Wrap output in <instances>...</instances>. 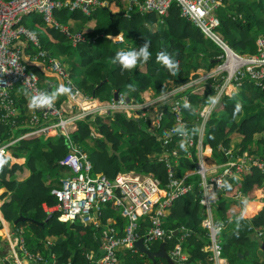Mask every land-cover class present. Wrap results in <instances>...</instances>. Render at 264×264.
Wrapping results in <instances>:
<instances>
[{
	"label": "trees",
	"instance_id": "1",
	"mask_svg": "<svg viewBox=\"0 0 264 264\" xmlns=\"http://www.w3.org/2000/svg\"><path fill=\"white\" fill-rule=\"evenodd\" d=\"M102 1L105 5H98L89 15L84 14L80 9L56 10L55 15L59 19L61 14L65 13L77 22L76 25L75 23L68 25L72 31H82L85 35V40L76 45H73L69 37L57 28L46 27V31L56 39L54 42L47 40V37L44 38L45 34L40 29H36L41 48L47 52V55L40 57L39 61L46 62L48 56H52L55 51L64 66L63 60L68 62L69 70H67L74 83L72 86L79 87L83 93L100 100H110L114 98V91H118L139 103L143 98L141 93L151 88L155 96L159 98L154 104L164 103L163 112L166 114L165 118H168L166 123L163 119L164 125L162 123L161 127H172L174 122L171 121L172 112L168 109L170 104L168 100L164 102L161 94L172 87H178L196 79L199 73L194 71L198 66L205 65L204 67L209 68L215 66L220 61L218 58L222 49L213 40L205 37L195 24L182 17L176 3H172L166 15L160 16L154 11L141 13L134 9L127 13L123 9L125 0ZM221 1L222 4L216 8V14L220 20L218 29L223 37L238 53H255L256 38L264 37V0ZM110 4L115 6L116 10L111 9ZM34 20L42 22L40 14L36 13ZM90 20L94 22L93 26L89 29L85 28L83 24ZM120 32L124 35V41H113L110 38V35L115 36ZM145 41L149 43L148 51L151 53L146 63H138L137 67L131 71L124 72L118 64L113 63V57L118 51L139 50ZM26 49L31 53L39 50L31 43L27 44ZM75 51L79 57L73 60L71 57ZM160 51H167L178 62L179 67L175 74L156 61L157 53ZM31 66L41 75L39 65L32 63ZM214 81L219 79H212V77L206 79L202 94L190 92L194 84L188 85L181 92L177 91L175 98L178 96L182 98V110L186 115L194 113V105L198 101L207 102L215 91L211 85ZM242 87L251 88L253 91L251 100H256L260 104L264 103L259 101H264V92L252 85L250 80L243 79ZM45 91L48 93V89L45 88ZM22 94L17 95L15 89L12 90L15 104L20 109L19 115L13 118V121H4L0 116V142L8 141L31 129L30 114H28L29 101L26 103L29 97L26 98V95ZM246 100L243 93L223 94L221 97L223 114L220 117L210 116L206 122L203 144L211 146L217 163L229 158L230 153L241 154L252 141H256L258 145L264 143V115L262 116L258 111V103H254L255 101L247 103ZM237 104L241 105L238 112ZM152 113V111H146L147 120L141 116L138 121L133 117L134 115L127 116L121 111H111L109 114L89 113L82 120L77 121V126L69 133V137L81 145L91 135V126L101 134L102 137H96L101 149L91 150L88 153L92 161L93 175L104 174L112 179L119 172L126 170H135L141 174L150 172L160 180L163 186L168 181L164 157L171 152L174 139L166 145L163 140L167 137L151 130ZM241 113L240 119H237L236 115ZM64 115L67 114L64 113ZM187 123L189 133L196 139L197 121ZM231 132H237L242 136L239 148L234 152L228 150ZM171 137H177V135ZM108 142L112 144L113 150L118 151L117 154L109 148ZM10 148L16 154H20V149H26L27 157L24 163H11L10 159L5 157L7 162L0 169V187L5 188L0 194L3 198L0 205L3 218L13 222L20 215L25 216L14 224L15 228L27 226L24 236L28 247L36 248L44 254L51 251L54 255L52 264H89L88 254L91 251L99 253L101 233L108 223V217L114 218L108 225L111 224L117 228L125 224L124 217L115 210L111 202L101 208L99 223L63 221L58 219V211L48 213L43 209V202L54 204L57 201L51 192L54 184L52 185L48 178L51 176V171L59 166V160L69 151L66 136L59 135L55 140L49 137L43 139V136L22 137ZM192 152L194 148L190 149V153ZM251 152L257 154L260 150L256 148ZM183 161L186 167L194 168L195 163L189 158L185 157ZM24 168L28 170L25 176L22 172ZM185 179L187 182L194 181L196 189L173 200L164 224L174 229L181 224L193 227L192 232L187 236L189 258L204 264L207 253L202 250V246L207 236L206 230L198 226L199 220L196 217L199 195L196 186L198 176L194 174ZM233 179L236 180L234 184H232ZM225 182L226 187L220 191L217 207L218 214L227 219L221 233L223 255L227 257L229 264H241L242 258L239 257V253L246 254L244 247L249 242L251 234L263 230L264 235V176L259 168L251 166L239 177L226 178ZM238 191L242 192L243 200L236 197L235 194ZM244 200L254 201H251V206L247 208L243 206ZM242 212L243 218H240ZM145 217L146 220L141 223L140 232L149 225H144L150 221L149 216ZM231 223H236L237 228L228 231L227 227ZM178 235L179 232L172 237V240L166 244V249L176 243ZM49 236L56 237L50 247L46 244ZM58 237L63 240L58 242ZM156 247L157 243H151V249ZM119 256L122 258L121 264H170L163 257H157L152 262L147 256L130 249L120 250ZM252 264L264 263L253 260Z\"/></svg>",
	"mask_w": 264,
	"mask_h": 264
},
{
	"label": "built area",
	"instance_id": "2",
	"mask_svg": "<svg viewBox=\"0 0 264 264\" xmlns=\"http://www.w3.org/2000/svg\"><path fill=\"white\" fill-rule=\"evenodd\" d=\"M125 2L127 4L123 5V9L127 13L134 9L141 13L154 11L160 16L166 15L172 3H176L180 15L195 24L205 37L213 40L222 49L218 58L220 61L214 66L216 73L213 76L219 79L215 84V96L211 106H205L199 113L205 126L215 102L223 93H227L228 87L221 88L225 78L232 81L233 87L240 86L243 79H248L264 92V37L256 38L257 50L253 54L238 53L231 48L218 29L220 20L216 14V8L222 4L221 0H125ZM102 3V0H0V116L2 120L13 121L18 114L12 96V90L15 87L24 88L30 97L46 93L40 83L39 74L31 64L39 62L40 57L46 56L47 52L41 48L38 34L23 23V18L26 15L38 13L44 27L57 28L64 32L70 41L81 42L86 38L83 32H71L68 24L62 23L55 15L56 10L80 9L85 14H91ZM21 37H24L28 43L34 44L39 50L36 53H29L25 58L23 49L21 50V47L17 45ZM46 66L59 75L63 85L71 89L67 93L68 102L72 108L76 107L79 111L73 110L64 115L63 107L56 101L50 107L31 109L29 118L31 129L16 138L0 142V153H3L5 158L6 149L16 140L32 136L28 134L47 135L53 132L68 138L70 149L59 160V164L66 167L67 173L60 177V187L51 189L57 201L54 204L43 202V209L48 213L58 211V218L65 221L78 219L83 223L97 222L96 216L101 208L111 202L112 206L117 208L126 219L121 234H118L110 225L102 230L100 242L102 253L94 260V264H119L120 250L134 251V241L139 237L147 247L155 239L170 237L171 233L167 232L162 225L164 209L168 208L174 199L196 189L194 181L187 182L184 177L176 175L174 167L169 162L167 163L168 181L163 186L152 173L122 171L112 179L104 174L93 175L92 162L87 152L74 144L69 137L70 131L75 127L74 120L89 112L122 110L129 116L133 115L132 111H137L143 106L122 93H118L116 98L100 103L95 97L72 86L74 83L69 72L58 58L48 56ZM209 76L207 71L203 74L199 71V77L180 85L175 92L182 91L196 82L205 87L204 83ZM183 97L185 100L184 94ZM181 100L179 96L174 98L170 112L174 116L175 127L181 128L176 134L185 140L188 148L196 149L197 159L192 173L198 176L196 186L201 213L205 207L206 215L201 219V225L207 229L210 240L207 245V249L211 251L209 258L212 264H224L226 261L220 256L221 245L218 235L224 222L212 217L211 207L218 199V191L225 189L226 178L237 177L251 166L259 168L264 176V153L243 151L237 157L230 153L229 158L221 163L207 164L206 156L202 151L204 127L198 129L196 139L189 134L187 124L185 125L186 120L184 121ZM161 116L162 112L158 111L154 123H158ZM188 154L191 156L190 151ZM235 195L241 200L244 199L240 191ZM145 216H149L151 223L140 232V223ZM0 225L2 226L1 222ZM258 233L261 234V232ZM6 239L8 252L5 257L0 252V264L49 262V259L40 253L30 251L20 235L11 232ZM181 253L180 247H175L169 252L177 261Z\"/></svg>",
	"mask_w": 264,
	"mask_h": 264
},
{
	"label": "crops",
	"instance_id": "3",
	"mask_svg": "<svg viewBox=\"0 0 264 264\" xmlns=\"http://www.w3.org/2000/svg\"><path fill=\"white\" fill-rule=\"evenodd\" d=\"M126 5V4H125ZM35 14L36 13H33V14H29V15H26L24 18H23V23L25 24V25H27V26H29L31 29H33L34 31H36V29H40L41 30V32H43L45 35H44V38H48L47 40H50V41H56V39L52 36V35H50L47 31H46V27H44V25H43V21L42 22H39V21H36V20H34V16H35ZM60 20L62 21V20H68V22H69V24H73L74 22H75V20L72 18V17H70L68 14L67 15H65V13L63 14H61V18H60ZM93 24H94V22H92L91 20L90 21H88L87 23H85V24H83V26H85V28H91L92 26H93ZM87 30V29H86ZM120 35H115V37H113V35H110V38L111 39H113V38H115V39H113V41L114 40H116V39H121V40H116V41H124L125 40V38H124V35H123V33L122 32H120L119 33ZM40 38V37H39ZM46 40V39H45ZM27 44H29L28 42H27V40L26 39H24V37H21L20 39H19V41H18V43H17V45L19 46V47H21V50L23 49V51H24V55H25V58L28 56V54L29 53H31V52H29V51H27ZM32 44V43H31ZM32 45H34V44H32ZM35 46V45H34ZM62 57H64L62 54H60ZM201 55V54H200ZM52 56H54V57H56V58H58L59 57V55H57L56 53H55V51H53V53H52ZM77 57H79L78 56V53H77V51H75L74 52V54L72 55V57H71V59H73V60H75ZM63 60V59H62ZM64 61V63H65V66H66V68L68 69V62L67 61H65V60H63ZM34 64H37V65H39V67L41 68V75H39V77H40V83H41V85H42V87L44 88V90H45V88L46 89H48V93L50 94L52 91H54L57 87H59L61 84H63V82H62V79L59 77V75H57L56 73H54L53 71H51L47 66H46V62H36V63H34ZM200 65V64H199ZM201 67V65L200 66H198V68L195 70L196 72H198L199 73V69H201L200 68ZM69 70V69H68ZM69 72V71H68ZM80 72V71H79ZM79 72H77V73H79ZM199 77V76H198ZM71 80H72V78H71ZM196 84H199V82H196L195 84H194V86L196 85ZM213 87H214V89H215V91H214V93L208 98V102L206 103V104H204V102L202 103V106H199V108H204L207 104H209V102H212V99H213V97L215 96L214 94L216 93V87L214 86V85H212ZM179 87V86H178ZM177 88V86L176 87H172V88H170V89H168L167 91H165L163 94H161L163 97H162V99L164 100V102L166 101V100H168V102H169V104H170V106L168 107V109L170 110V107H171V104H172V102H173V100H174V98L177 96V91L175 92V89ZM194 88V87H193ZM234 88L235 89H233L232 90V92H234V93H236L237 95H239V93H243V92H246V93H243L245 96H246V98H247V100H246V102L248 103L249 101H255L256 102V100H251V98H250V96L252 95V90H251V88L250 87H242L241 88V85L239 86H234ZM15 89V94H17V95H21L22 93H24L25 95H26V98L27 97H29L27 100H26V103H27V101H29L30 100V96L28 95V93H27V91L24 89V88H22V87H15L14 88ZM205 90V89H204ZM26 91V92H25ZM243 91V92H242ZM181 92V91H180ZM47 93V92H46ZM148 94H150V100H149V97L147 98V96H148ZM224 94H226V93H224ZM23 95V94H22ZM88 95V94H87ZM229 95V94H228ZM91 96V95H90ZM141 96L143 97L142 98V101L141 102H139L138 104L139 105H141V106H143V108H138V110L137 111H132L133 112V115H131V116H133V117H138V120H139V118L142 116V117H144V119H146L147 120V114H146V111H152L153 113H152V115H151V120H150V124H151V130L152 131H155V132H157L158 134L159 133H161V134H163V136L164 137H167V139H164L163 140V142L167 145L168 144V142L169 141H171L172 139H174V146L172 147V150H171V152L170 153H168V154H165V157H164V160H165V164H166V167H167V163L169 162V163H171V165L174 167V170H175V173H176V175H178L179 177H184V178H189L190 176H193L194 174L192 173V169H190V168H188V167H186L185 165H184V161H183V158H190L191 156L188 154V152L190 151V148H188V146H187V143L185 142V140L182 138V137H179L177 134H176V132H178L180 129H177L176 127H175V119H174V116H173V114H172V119H171V121L172 122H174L173 123V126L172 127H170V126H164V127H161V124L163 123V119H164V123H166L167 122V120H168V118H165L166 117V114L163 112L164 110H163V108H162V106H163V104L162 105H157V104H154V102L155 101H157L159 98L158 97H156L155 96V92L153 91V89H151V88H148L147 90H145V91H143L142 93H141ZM93 97V96H92ZM97 100H98V102H100V103H104V102H106V99L105 100H100V99H98L97 97H95ZM250 98V99H249ZM162 99H160V100H162ZM59 105H61L62 107H63V111L65 112V113H70L71 111H73L74 110V112L75 111H79V109H77L76 107H71V105L69 104V102H68V94L66 93V94H63V95H60L56 100H55ZM59 101V102H58ZM14 105H15V107H16V110H17V116L19 115V113H20V109H19V107L15 104V100H14ZM206 107H208V106H206ZM68 108H70V111H68ZM202 108V109H203ZM161 111L162 112V116H161V118L159 119V122L158 123H154V118L156 117V115H157V113H158V111ZM31 109H29L28 108V114H30L31 112ZM116 111H121V112H123L122 110H116ZM220 111H222V110H220ZM144 112V113H143ZM216 111H214V113H215ZM89 113H93V112H89ZM89 113H87V114H89ZM94 113H99V114H109L110 113V111L108 112V111H102V112H98V111H96V112H94ZM125 113V112H124ZM212 113V110H211V112H210V116H215V114L213 113V114H211ZM87 114H85L83 117H81V118H79V119H76V120H74V123H75V127L77 126V121L78 120H82ZM126 114V113H125ZM194 114V113H193ZM127 115V114H126ZM16 116V117H17ZM128 116V115H127ZM209 116V117H210ZM221 116V114H218V112H217V117H220ZM187 119V117H186V115H185V112H184V121ZM137 120V121H138ZM145 120V121H146ZM197 121V123L198 122H202V119H201V117H200V115H199V118L196 120ZM187 122H189L188 120H186L185 121V125L187 124L188 125V123ZM164 123H163V125H164ZM162 125V126H163ZM75 127L73 128V129H75ZM161 127V128H160ZM170 127V128H169ZM188 127V126H187ZM160 128V129H159ZM72 129V130H73ZM71 130V131H72ZM197 130V134H196V137H197V135H198V129H196ZM70 131V132H71ZM188 132H189V130H188ZM204 133H205V131H204ZM234 133V134H233ZM232 134H231V138H230V141H229V148H228V150H231L232 152H234L235 151V149H237V148H239V142H240V140H241V138H242V136L239 134V133H237V132H233ZM190 134V133H189ZM172 135H177V137H171ZM255 135H258V134H255ZM38 136H43V139H45V137H49V138H51V139H53V140H55L57 137L56 136H54V135H49V134H47V135H42V134H40V135H38ZM96 137H102L101 136V134L100 133H98V132H96L95 131V129H94V127L93 126H91V135L89 136V137H87L85 140H84V142L80 145V144H77V143H75L73 140H71V138H70V140L74 143V144H76V145H78L79 147H82L86 152H87V155H88V153L91 151V150H99V149H101L100 147H99V145L97 144V139H96ZM203 137H204V135H203ZM202 142H203V139H202ZM109 143V148L112 150V151H114L115 153L117 152L118 153V151H115V150H113V148H112V144H110V142H108ZM183 145V146H182ZM202 151H203V154H204V156H206V160H208V164H212V163H214V162H217L215 159H214V156H213V150H212V148H211V146L210 145H208V144H206V145H204L203 143H202ZM262 145H264V143L263 144H257L256 143V141H252L251 143H249V145H248V148L247 149H244L243 151H246V152H251V150H253V149H256L257 148V150H260V153H264V149H262L264 146H262ZM68 146H69V149H70V145H69V141H68ZM194 148V147H193ZM192 149V148H191ZM234 149V150H233ZM14 150H12L11 151V153H10V157H15V159H19L20 161H19V163H24V161L26 160V157H27V150L26 149H20V154L18 153V154H16V152L14 153L13 152ZM196 151V149L194 148V152ZM116 153V154H117ZM236 154H232L234 157H237V156H239L240 154L239 153H237V152H235ZM195 154H196V152H195ZM230 156V155H229ZM88 157H89V155H88ZM92 162V161H91ZM219 163H221V162H219ZM126 171H131V172H135V173H138L137 171H135V170H126ZM23 172V175L25 176L27 173H28V170L26 169V168H24V170L22 171ZM52 173H51V176L48 178V181L53 185L54 184V186H53V188H57V187H60V185H61V182H60V177H62L63 175H65L66 173H67V169H66V167H64V166H61L60 164H59V166H57V168L55 169V170H53V171H51ZM150 173V172H149ZM237 177H239V176H237ZM235 181L236 180H234L233 179V182H232V184H234L235 183ZM5 190V188L4 187H0V194L3 192ZM218 199H217V201L215 202V204L214 205H212V207H211V215H212V217L214 218V219H217V220H223V222H224V226H223V228L221 229V231L219 232V239H220V245H221V252H220V256L226 261V263L224 262V264H229V260L227 259V257L225 256V255H223V239L221 238V233H223L222 231H223V229H224V227H225V225H226V223H227V219H225V218H223V216L222 215H219L218 214V212H217V207H218V201H219V195H220V191H218ZM185 195V194H184ZM184 195H182V196H184ZM181 196V197H182ZM180 197V196H179ZM245 201H246V204H245ZM251 201H254V200H250V201H247V200H244L243 201V203H244V207H247V208H249V206H251L250 205V202ZM173 202V201H172ZM1 203H2V201L0 202V205H1ZM247 203H249V204H247ZM172 204V203H171ZM171 204H170V206H171ZM170 206L168 207V208H166V209H164V214H163V220H162V225H163V227L166 229V231L167 232H170L171 234H170V237H166V238H163V239H155V240H153L151 243L153 244V243H157V247L155 248V249H151L150 248V245H151V243L148 245V248L151 250V251H156V250H158L159 249V246H160V243L162 242V241H164V243H163V245H165V247H164V249H165V251L168 253V255L170 256V258L172 259V261H173V263L175 262V261H177V260H175V258L174 257H172L170 254H169V252L173 249V248H175V247H180V250H181V256H179V259H178V262H179V264H203V263H201V262H199V260H191L190 258H189V253H188V250H187V240H188V238H186L185 240L184 239H182L181 237H180V233H179V235H178V240L176 241V243L175 244H173V245H171L170 246V248H168V249H166V244L169 242V241H171L172 240V237L173 236H176L177 235V233L179 232V230L180 229H182V228H185V229H187V231L189 232V234L192 232V229H193V227H187V226H185L184 224H181L178 228H169V227H166L165 226V224H164V222H165V219H166V217H167V215L169 214V211H170ZM115 210L117 211V212H119L118 211V209L117 208H115ZM100 214V213H99ZM99 214H98V216H96V220H97V222H95V223H99ZM242 214H243V212H242ZM206 215V212H205V207L202 209V213L200 212V207H199V201H198V206H197V212H196V217L198 218V226L200 225V227H202L203 229H205L206 230V236H207V239H206V242H205V244L202 246V250L204 251V252H206L207 253V256H206V260H205V262L204 261H202V262H204V264H212V261L210 260V258H209V256H210V254H211V251L210 250H208L207 249V245L210 243V240H209V237H208V235H207V229L206 228H204L202 225H201V219H203L204 218V216ZM0 217L2 218V229H1V234H0V251L2 250V252H1V254L2 255H4V257H5V255H6V253L8 252V250H7V244H8V242H7V239H6V237H7V235L9 234V233H14V234H17V235H20L22 238H24V241H25V245H26V247L30 250V251H32V252H40L39 250H37L36 248H33L32 247V249L30 248V247H28V245H27V242H26V240H25V236H24V227H19V228H15L16 226H14V224H12V225H10V223H12V222H8V221H6L4 218H3V216H2V212H1V209H0ZM149 218V217H148ZM59 219V218H58ZM114 218L113 217H108V219H107V221H108V223H106V225H105V227L104 228H106L107 226H108V224H109V222H111L112 220H113ZM124 219H125V217H124ZM60 220H62V219H60ZM75 220H78V219H75ZM75 220H71V221H75ZM126 220V219H125ZM146 220V217H144V219H143V223H144V221ZM149 220H150V218H149ZM63 221H65V220H63ZM66 221H68V220H66ZM79 222H81L80 220H78ZM90 222H94V221H90ZM141 222V223H142ZM83 223V222H82ZM87 223H89V222H87ZM141 223H140V226H141ZM150 221H149V223H147V224H144V225H150ZM125 225V224H124ZM124 225L122 226V227H120V228H117L116 226H113V225H111L110 224V226H113L115 229H116V231H117V233H119V231L122 233L123 232V229H124ZM103 228V229H104ZM235 228H237V225H236V223H231V224H229L228 225V227H227V230L229 231H231V230H233V229H235ZM7 229H8V231H7ZM102 229V230H103ZM144 229V228H143ZM145 230V229H144ZM143 230V231H144ZM258 232H261V234H259ZM121 233H119V234H121ZM188 234V235H189ZM101 237H102V233H101ZM252 238H258V239H260L259 240V242L257 241H255V240H252ZM56 239V237H52V236H49V237H47V241H46V244L47 245H49L48 247H50V245H51V243L54 241ZM58 239V238H57ZM63 240V239H62ZM189 241V240H188ZM247 246H249V247H247ZM147 247V246H146ZM99 248H100V250H99V253L98 254H96L95 253V251H91L89 254H88V258L90 259V263L89 264H94V260L96 259V258H98L100 255H101V253H102V247L101 246H99ZM135 248V247H134ZM50 249V248H49ZM244 249H245V251H246V254H241V253H239V257L240 258H242V261H241V264H252V262H253V260H256L258 263H264V235H263V230H258V231H256V232H253L252 234H251V241L250 242H247L246 243V247H244ZM139 252L140 254H142V255H145V256H147V258L149 259V260H151L152 262H154V260L150 257V256H148V255H146L145 253H143V252H140V251H138L136 248H135V250H134V252ZM40 254L41 255H43L44 257H46V258H48L49 259V262L48 263H43V264H52V262H53V259H54V255L51 253V251H49L48 252V254H44V252H40ZM157 257H155V259H156ZM121 261H122V258L120 257V263L119 264H121Z\"/></svg>",
	"mask_w": 264,
	"mask_h": 264
},
{
	"label": "clouds",
	"instance_id": "4",
	"mask_svg": "<svg viewBox=\"0 0 264 264\" xmlns=\"http://www.w3.org/2000/svg\"><path fill=\"white\" fill-rule=\"evenodd\" d=\"M148 49L149 43L145 41V43L139 48V50L118 51L113 57V63L118 64L122 72L131 71L133 68L137 67L138 63H146L149 60L151 53L148 51ZM156 61L166 67L173 74H175L178 70V62L175 61L167 51L158 52L156 56ZM70 91L71 89L69 87L61 84L50 94L39 93L36 95H32L30 97L28 107L29 109L50 107L60 95L69 93ZM185 105H187V101H185ZM240 108L241 105L237 104L236 111L238 112ZM6 162L7 161L4 158L3 153H0V169L3 168ZM240 218H243V214ZM174 264H179V262L175 261Z\"/></svg>",
	"mask_w": 264,
	"mask_h": 264
},
{
	"label": "rangeland",
	"instance_id": "5",
	"mask_svg": "<svg viewBox=\"0 0 264 264\" xmlns=\"http://www.w3.org/2000/svg\"><path fill=\"white\" fill-rule=\"evenodd\" d=\"M125 4H127L126 2H125ZM110 8L111 9H113V10H116V8H115V6H113L112 4H110ZM62 23H64V24H68V25H70L69 24V22H68V20H62ZM75 24L74 25H76L77 24V22H74ZM71 32H75V31H71ZM118 35V34H117ZM113 37H115V36H113ZM113 39H115V38H113ZM73 44V43H72ZM74 45V44H73ZM244 54H248V53H245L244 52ZM58 59L59 60H61V58L60 57H58ZM205 66V65H204ZM203 65H201V69H200V72L203 74V72H205V71H207V73L208 74H210V76L209 77H212V79H214V74L216 73V71L214 70V66L212 67H204ZM194 72H196V71H194ZM212 74V75H211ZM229 79V78H228ZM218 81H214V82H211V85H214L215 86V84L217 83ZM232 81H230V79L229 80H227L226 78L223 80V84H222V89H226L227 87H228V89H227V93L226 94H229V95H235L236 93H234V92H232V90L233 89H235L234 87H233V83H231ZM230 83V84H229ZM205 84V83H204ZM79 88V87H78ZM204 89H205V87H203L202 85H199V84H196L195 85V87L194 88H192L191 90H190V92H192V93H199V94H202L203 93V91H204ZM81 90V89H80ZM82 91V90H81ZM83 92V91H82ZM243 92V91H242ZM243 93H246V92H243ZM224 94V93H223ZM222 94V95H223ZM222 95H221V97H222ZM149 97V100L151 99L150 97V94H148V96H147V98ZM221 97L215 102V105H214V108H212V113L211 114H213L214 113V111H216L214 114H215V116L217 117V112H218V114H223V111H220L221 109H223V104H222V102H221ZM250 98H252V95L250 96ZM249 98V99H250ZM96 100V99H95ZM259 101H262V102H264L263 100H259ZM207 102H208V100H207ZM207 102H205L204 104H206ZM254 103H258L257 101L256 102H254ZM69 104H70V102H69ZM257 105V104H256ZM258 105H259V109H258V111H260L261 112V114H262V116L264 115V103L263 104H260V103H258ZM199 106H202V102H199L198 101V103L196 104V105H194V114H185L186 115V117H187V119L186 120H188V121H194V120H197L198 118H199V113H200V111L202 110V108H199ZM206 106H211V102H209V104H207ZM68 111H70V108H68ZM158 111V110H157ZM241 115H242V113L241 114H239V115H236V117H237V119H240V117H241ZM129 116H131V115H129ZM201 127H204V131H205V123H202L201 121L200 122H198L197 123V125H196V129H200ZM231 134H232V132L229 134V137L231 138ZM234 134V133H233ZM28 135H32V136H38V134H28ZM49 135H54V136H59V135H57L56 133H53V132H51V133H49ZM14 138H16V137H14ZM45 138H47V137H45ZM11 151H12V149L10 148V147H8L7 149H6V157H8L9 159H10V162L11 163H14V162H17V163H19V159H15V157H10L9 155H10V153H11ZM14 152V151H13ZM19 175H22V173H19ZM1 201H3V198H1V196H0V202ZM253 210V209H252ZM2 218L0 217V222L2 223ZM1 229H2V226L0 225V234H1ZM24 230L26 231L27 230V226H25L24 227ZM7 231H8V229H7ZM179 233H180V237L182 238V239H186L187 238V236H188V234H189V232L187 231V229H185V228H182V229H180L179 230ZM252 240H255L256 242L258 241L259 242V240L260 239H258V238H252ZM251 241V237H250V240H249V242ZM247 247H249V246H247Z\"/></svg>",
	"mask_w": 264,
	"mask_h": 264
},
{
	"label": "water",
	"instance_id": "6",
	"mask_svg": "<svg viewBox=\"0 0 264 264\" xmlns=\"http://www.w3.org/2000/svg\"><path fill=\"white\" fill-rule=\"evenodd\" d=\"M120 12L122 13L123 11H120ZM117 94H118V91H114V98L117 97ZM134 118L136 120H138V117H134ZM24 218H25V216L20 215L12 223H10V225L16 224L18 222V220L24 219ZM61 240H62V238L58 237L57 241L60 242ZM163 243H164V241H162L160 243V246H159L158 250L151 251L148 247L145 246V244L143 243L142 238L139 237L137 240L134 241L133 245L138 251L145 253L146 255L150 256L153 260H155V257H163V258H165L168 261V263L174 264L172 259L168 255V253L165 251V249H164L165 245H163Z\"/></svg>",
	"mask_w": 264,
	"mask_h": 264
},
{
	"label": "bare ground",
	"instance_id": "7",
	"mask_svg": "<svg viewBox=\"0 0 264 264\" xmlns=\"http://www.w3.org/2000/svg\"><path fill=\"white\" fill-rule=\"evenodd\" d=\"M103 3H102V5H105V3H104V1H102ZM84 13V12H83ZM85 14V13H84ZM87 15H89V14H87ZM69 27V26H68ZM70 28V27H69ZM71 30V29H70ZM72 31V30H71ZM76 32H79V31H76ZM72 43L74 44V45H76V44H78L79 42H73L72 41ZM61 61V60H60ZM190 160H192L194 163H195V160L197 159V154H195L194 152H192L191 153V157L189 158ZM206 163L208 164L209 162H208V160H206Z\"/></svg>",
	"mask_w": 264,
	"mask_h": 264
}]
</instances>
